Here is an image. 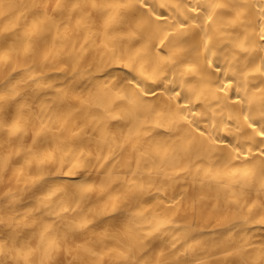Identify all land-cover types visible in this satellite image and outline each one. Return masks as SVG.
<instances>
[{
  "label": "bare ground",
  "instance_id": "1",
  "mask_svg": "<svg viewBox=\"0 0 264 264\" xmlns=\"http://www.w3.org/2000/svg\"><path fill=\"white\" fill-rule=\"evenodd\" d=\"M0 264H264V0H0Z\"/></svg>",
  "mask_w": 264,
  "mask_h": 264
}]
</instances>
